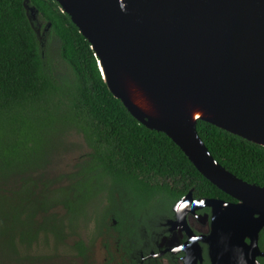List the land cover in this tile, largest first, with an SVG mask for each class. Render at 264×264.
<instances>
[{
    "label": "trees",
    "instance_id": "obj_1",
    "mask_svg": "<svg viewBox=\"0 0 264 264\" xmlns=\"http://www.w3.org/2000/svg\"><path fill=\"white\" fill-rule=\"evenodd\" d=\"M0 118V264H41L32 260L38 241L53 249L65 242L52 240L81 238L75 215L85 208L102 205L100 223L113 209L125 227L142 222L159 196L174 200L189 188L227 196L112 95L90 44L55 0H0ZM196 130L227 171L264 186L263 146L201 120ZM56 134L75 142L49 147ZM66 154L67 169L55 172ZM259 236L263 243L264 229Z\"/></svg>",
    "mask_w": 264,
    "mask_h": 264
},
{
    "label": "water",
    "instance_id": "obj_2",
    "mask_svg": "<svg viewBox=\"0 0 264 264\" xmlns=\"http://www.w3.org/2000/svg\"><path fill=\"white\" fill-rule=\"evenodd\" d=\"M55 1L130 115L164 133L203 177L236 200L201 199L191 209L211 208L213 246L229 245L217 262L261 264L256 240L264 228V186L221 166L196 123L264 147V0ZM24 8L29 21L37 19L35 7Z\"/></svg>",
    "mask_w": 264,
    "mask_h": 264
},
{
    "label": "flooded vegetation",
    "instance_id": "obj_3",
    "mask_svg": "<svg viewBox=\"0 0 264 264\" xmlns=\"http://www.w3.org/2000/svg\"><path fill=\"white\" fill-rule=\"evenodd\" d=\"M189 192L190 198L185 199L175 210L176 203ZM172 197L170 195L165 200L159 196L153 215L148 217L145 209L146 215L139 218L143 221L135 226L118 227L116 213L112 209L108 211L106 223H100L101 217L96 228L91 227L93 232L80 226L81 238L52 240L64 241V246L52 249L38 241L32 247V253L36 256L32 260L39 259L43 262L41 264H62L65 261V264H220L217 259H222L223 251L229 245L213 246L214 241L210 238L211 208L204 205L191 209L201 204L198 202L201 199H218L230 203L236 200L229 195L198 196L193 188L174 200ZM116 210L120 212L122 208ZM95 232L97 235H94ZM205 237L206 241L201 239ZM243 241L249 243L252 240L246 237ZM256 241L262 253L256 259L264 264V241H260L259 235Z\"/></svg>",
    "mask_w": 264,
    "mask_h": 264
},
{
    "label": "rangeland",
    "instance_id": "obj_4",
    "mask_svg": "<svg viewBox=\"0 0 264 264\" xmlns=\"http://www.w3.org/2000/svg\"><path fill=\"white\" fill-rule=\"evenodd\" d=\"M3 121H4V119L0 118V126L3 124ZM10 127H11V125L10 126L8 124L6 125V128H10ZM57 139H59L61 142L57 141ZM68 142H71V143L75 142L73 140V136H71V137L69 136V139H67L66 135L56 134L55 136H53L52 140L50 141L49 147H52L53 143H56L58 148H61L63 146L68 147L65 145ZM66 155L67 156L61 155L59 158L56 159L57 163L53 167L55 172H58L59 169H63V170L67 169L68 166H66V165L64 166L63 164L66 163L65 161H67L69 158H71V156L69 157V155H71V154H66ZM102 211H103L102 205H100L99 207L91 208L89 210H87L85 208L80 213L75 215L76 216L75 217L76 223L79 220H82V221H80V224L78 226L79 227L83 226L82 228H86L87 231L89 230V232L91 233V232H93L91 227L95 226V228H96L99 218L102 217V215H101ZM153 211H156V208L153 206L148 207L146 209V212H148V214H147L148 217H151V215H153V213H152ZM76 223L71 224V225H75ZM99 225H100V223H99ZM88 235L90 236V234H88ZM94 235H97V232H95ZM65 263H66V261L62 262V264H65Z\"/></svg>",
    "mask_w": 264,
    "mask_h": 264
}]
</instances>
